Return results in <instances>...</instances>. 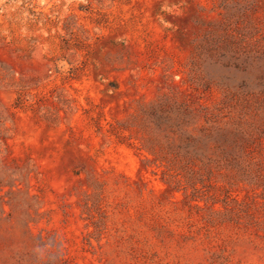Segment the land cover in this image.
Instances as JSON below:
<instances>
[{
  "label": "rangeland",
  "instance_id": "374dc122",
  "mask_svg": "<svg viewBox=\"0 0 264 264\" xmlns=\"http://www.w3.org/2000/svg\"><path fill=\"white\" fill-rule=\"evenodd\" d=\"M0 264H264V0H0Z\"/></svg>",
  "mask_w": 264,
  "mask_h": 264
},
{
  "label": "trees",
  "instance_id": "16d2710c",
  "mask_svg": "<svg viewBox=\"0 0 264 264\" xmlns=\"http://www.w3.org/2000/svg\"><path fill=\"white\" fill-rule=\"evenodd\" d=\"M40 15L42 16V13H40ZM41 18L39 17V20H40ZM40 22V21H39Z\"/></svg>",
  "mask_w": 264,
  "mask_h": 264
}]
</instances>
